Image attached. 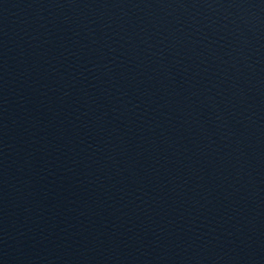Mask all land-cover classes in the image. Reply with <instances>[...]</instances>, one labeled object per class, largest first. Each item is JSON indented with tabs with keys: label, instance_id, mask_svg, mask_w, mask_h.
Here are the masks:
<instances>
[{
	"label": "water",
	"instance_id": "water-1",
	"mask_svg": "<svg viewBox=\"0 0 264 264\" xmlns=\"http://www.w3.org/2000/svg\"><path fill=\"white\" fill-rule=\"evenodd\" d=\"M152 0H0V264H89Z\"/></svg>",
	"mask_w": 264,
	"mask_h": 264
}]
</instances>
